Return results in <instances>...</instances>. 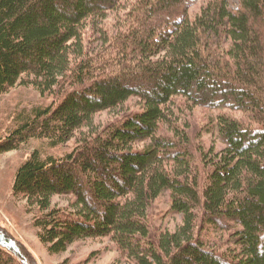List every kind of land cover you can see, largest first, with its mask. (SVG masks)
Instances as JSON below:
<instances>
[{
    "label": "trees",
    "instance_id": "trees-1",
    "mask_svg": "<svg viewBox=\"0 0 264 264\" xmlns=\"http://www.w3.org/2000/svg\"><path fill=\"white\" fill-rule=\"evenodd\" d=\"M190 3L0 0V95L53 94L0 152L74 140L34 149L12 186L51 253L108 237L135 264H264V0ZM0 264H29L1 228Z\"/></svg>",
    "mask_w": 264,
    "mask_h": 264
},
{
    "label": "rangeland",
    "instance_id": "rangeland-1",
    "mask_svg": "<svg viewBox=\"0 0 264 264\" xmlns=\"http://www.w3.org/2000/svg\"><path fill=\"white\" fill-rule=\"evenodd\" d=\"M205 0H191L190 15L197 13ZM233 4L237 0H231ZM53 101V94L41 93L32 85L18 84L0 95V141L5 140L17 126V116L29 111L33 106L48 105ZM137 98H132L124 105V109L138 108ZM209 108L197 107L193 114V132L209 114ZM117 111H103L95 118L97 125L107 123L116 116ZM205 139L210 136L205 134ZM74 140L56 147H49L43 139H31L18 148L0 152V228L21 247L29 264H135L120 254L113 241L108 237L85 238L72 243L62 253H51L40 241L37 228L33 224V214L28 211L24 198L15 196L12 186L18 167L38 148L44 155L62 156L70 151ZM65 196L57 197L60 203L66 202ZM167 196L159 198L158 204L166 208ZM178 215H166L164 222L173 227L179 221Z\"/></svg>",
    "mask_w": 264,
    "mask_h": 264
}]
</instances>
